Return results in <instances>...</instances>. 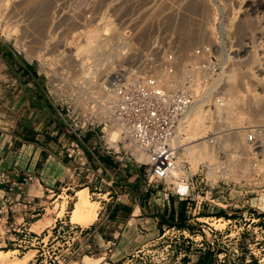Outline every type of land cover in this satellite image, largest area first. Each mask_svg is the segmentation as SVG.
<instances>
[{"label":"rangeland","instance_id":"obj_1","mask_svg":"<svg viewBox=\"0 0 264 264\" xmlns=\"http://www.w3.org/2000/svg\"><path fill=\"white\" fill-rule=\"evenodd\" d=\"M251 1L0 0V250L9 252L10 262L264 264V93L256 85L264 55L257 32L264 29L257 19L241 18ZM192 2L205 17L202 23L186 13ZM98 26L107 29L105 49L115 48L109 53L131 45L105 75L97 71L98 53L76 54ZM217 33L229 50L226 65L217 52ZM121 70L157 76L171 88L193 78L195 97L208 111L206 125L215 100L233 97L231 116L243 119L231 121L252 128L239 138L247 148L234 151L237 163L229 154L235 148L215 151L217 139L214 160L197 166L184 157L180 143L177 158L187 173L162 182L149 184L148 162L138 161L134 150L120 147L114 163L102 153L110 142L100 120L101 84ZM74 118L85 123L81 130ZM181 180L188 184L187 196L175 194ZM84 188L97 216L85 221L81 215L74 223L76 192Z\"/></svg>","mask_w":264,"mask_h":264},{"label":"built area","instance_id":"obj_2","mask_svg":"<svg viewBox=\"0 0 264 264\" xmlns=\"http://www.w3.org/2000/svg\"><path fill=\"white\" fill-rule=\"evenodd\" d=\"M101 85L100 105L104 111L100 120L108 127V140L111 132L118 137L114 144L105 146L102 153L112 160L116 152H121L120 147L145 154L149 159V184L178 178L176 159L181 146L175 139L181 121L197 100L193 92L197 84L193 78L182 87L171 88L155 77H136L121 70ZM72 121L76 130L85 125L77 118ZM247 140L257 144L254 134H249ZM179 184L186 188L176 187L175 194L187 196L188 184L183 180Z\"/></svg>","mask_w":264,"mask_h":264},{"label":"bare ground","instance_id":"obj_3","mask_svg":"<svg viewBox=\"0 0 264 264\" xmlns=\"http://www.w3.org/2000/svg\"><path fill=\"white\" fill-rule=\"evenodd\" d=\"M211 3H212V1H211ZM35 4L37 5V3H34L33 5L35 6ZM190 4L191 5L189 6L188 12H186V13H190L192 15L194 14L196 16L195 19L201 22V17L202 18H205V17L201 16V14H202L201 13V9L199 11L196 8V4L193 3V2L190 3ZM203 5H204V3H203ZM211 6L214 8L215 7V4L212 3ZM35 7H37V6H35ZM201 7H202V5H201ZM243 7H245V8H243ZM243 7H242L243 8V13L241 14V18L242 19H246V18L250 17V18L257 19V21H260L261 22V26H262L261 28L264 29V0H253L250 3L245 4V6H243ZM195 8L198 11H195L194 10ZM198 8H200V7H198ZM214 10L216 11V7L214 8ZM35 11H36V9H35ZM207 11H209V9H207ZM211 16H212V14H211ZM212 17L215 18V16H212ZM210 19H209V21H210ZM93 29L94 30L91 29V31H89V33L87 34L85 43L82 44V46H80V47L77 46L78 49H77V51L75 50L76 51V54H78L79 56H80V54H82L81 58H84V56H83L84 53H86V54L87 53H91L92 55L98 53V54L94 55L95 56V59H94V57L92 55H89L90 57H93V58H90L89 57L91 60L94 59L95 61L98 62L99 67L101 65V67L99 69H97L98 67H96V66L94 67V65L97 64V62H96L94 65H92L93 68H96L98 72L99 71H102V74H104L103 71L105 73H109L110 74L113 71V67H112L113 66V60L116 59V58H119L120 56H122L121 55V54H123L122 49L125 48V47H127L128 45L124 44L123 46L118 47V50H116V51L114 50V52L112 50L113 53L111 54V53H109L107 51L110 47H108L107 50L105 49L106 48L105 47V44L107 43L106 41H109L108 40V37L109 36L107 35V32H106L107 29L105 28V26L103 28H101V29H99V26L97 27V29H95V28H93ZM9 30L10 29H8V32L10 33ZM114 34H115V32H114ZM257 34L259 35L258 36V39H261V38L264 39V31L263 32H257ZM9 35H11V33ZM116 35H118V34H116ZM105 36H108V37L106 38ZM110 39H113L112 36H111ZM217 39H218L217 40V43H218L217 52H218V54H219V56H220L223 64L226 65L229 62L230 55H229V50H228V47H227V43L225 41V37H224L223 34H221V33L218 34L217 33ZM108 43H110V41ZM238 44H239L240 48L238 47V49L236 48V50L241 51V45H242V43H238ZM129 46H131V45H129ZM129 46L127 48H129V50H130L131 47H129ZM112 47H113V45L111 46L110 49H112ZM248 48H250V55H251V53H253V51H255V46L253 45V42L250 45V47L248 46ZM100 49H102V50L100 51ZM113 49H115V48L113 47ZM97 51H99V52H97ZM242 51H244V50H242ZM86 57H87V55L85 56V58ZM89 58L87 57L88 60H90ZM258 61H259V62H257L258 64L256 63L257 64V66H256V68H257L256 72H259V73H258V77H257V80L258 81L256 82V85H258V87L259 86L262 87V92L264 93V55H261L259 57V60ZM82 63H84L83 65H85L84 66L85 68H88L89 67V66H86L85 61L82 62ZM82 63L80 62V65H82ZM91 63H94V62L91 61ZM87 65H89V63ZM81 67H83V66H81ZM225 68H227V67H225ZM89 69L91 70L92 68L90 67V68H88V70ZM96 69H94V71H96ZM88 70H87V72H88ZM91 71H93V69ZM156 71H157V69H156ZM166 71L168 72V70H166ZM157 72H160V71L158 70ZM100 73H98V74H100ZM92 74H94V72ZM98 74H96L95 76H93V78L98 80ZM170 74H171V72H170ZM87 76H90V75L88 74ZM160 76H163V75H160ZM152 77H153V75H152ZM166 77H168V76H166ZM169 77L173 78L175 76H173V77L172 76H169ZM99 78H100V75H99ZM157 78L158 77L156 76V79ZM175 78H177V77H175ZM94 79L91 78V79H89V81H92L93 82ZM160 79H163L164 80L163 77L160 78ZM174 79H172V80H174ZM158 81H159V79H158ZM81 82L83 84V80ZM94 82H95V80H94ZM85 83H87V81ZM227 98H225V99L227 100ZM232 98L233 97H231V99ZM102 99H103V95H102ZM231 99H228L227 102L225 100L226 103H221L220 102V99L215 100V102H214L215 103V107H214L215 109L213 110V116L209 120L210 125H206V119L204 117V114H205V112H208V111H206L204 109H201L202 108L201 107V102H202L201 98H199V99L196 100L193 108L190 110V112L188 113V115L186 117H184V119L181 121V123H180V125L178 127V130H177V134H176V139L175 140H176L177 144H180V143L183 142V145H182L183 148H182V150L184 151V153H183L184 154V157H186L187 160H189L192 163H194L195 166H197L198 164H200L202 161H209V163L212 162L214 160V158H215V154H214L215 151L218 150V149H221L222 147H226V146H230V147H228L230 149H232V148H235L236 149V150L235 149L234 150L232 149L231 151H233V153L232 152L229 153V154H233L232 155L233 157H231V155H230V158H233L232 160L235 161V160L238 159L237 158L238 154L236 152H234V151H239V149L240 148H243V147L245 148V146H242V145L240 147L239 138H240V136H244L246 132H251V130L249 131V127L250 126L247 123H243L244 121L242 122V125H241V123L240 124L235 123L234 122L235 119L233 120V122L231 121L230 117H233L234 116V114H233V116H231V112L232 111L230 109V104H231L230 102L233 100V99L232 100ZM235 101H237V100H235ZM222 102H224V101H222ZM235 106H236V104H235ZM235 111H233V112H235ZM238 113H239V111H238ZM237 115H239V114H237ZM234 117H237V120L243 119V117L241 115H239V116H236L235 115ZM188 125H192V127L190 126L191 129L188 128L189 131H188V129H186L188 127ZM210 126L213 127V129L211 130L212 131V134L211 135H214V136H212V137H210V135L208 133L209 132V129H211V128H209ZM250 129H252V128L250 127ZM261 131L263 132L264 129L261 130ZM109 138H110L109 139V142L111 144H114L117 141V139H118L117 134L115 132H111L109 134ZM242 138H245V137H242ZM216 139L218 140V143H216L215 145H218L219 144V146L215 148V145L214 146H212V145H213L214 141H217ZM244 140H246V139H244ZM213 147L215 148V151L213 150ZM135 157H136V159H138V161H147V162L149 161L148 157L145 154H143V153H138L137 152V154L135 155ZM234 157H236L237 159H235ZM231 161H230V163H232V165L233 164L236 165L237 161H235L236 163L235 162H231ZM261 161L264 162V159L261 160ZM219 163H218V165H219ZM221 163H223V162H221ZM211 166H212V168H210V171L215 173L217 168H214L213 169V165H211ZM230 167H231V165H230ZM208 168H209V166H208ZM226 169H228V168H226ZM180 172H183L185 174L187 173L186 170H185L184 160H182V158L179 156L177 158V169L175 171V175L178 176V174ZM224 173H225V171H224ZM175 183H176V186L177 187L179 186L180 188H186V185H184V184H179V182H175ZM96 205L97 204L95 202L89 200L88 194H87V189L86 188L79 189L76 192V200L74 201V207H73V211H72L71 222H74V223L78 222L79 219H80L79 216H81V215L84 216L83 217L84 218L83 220H85V221H93L95 219V217L97 216V207H96ZM8 254H9L8 251L6 252V251H3V250H0V264H25V262H26V259L25 258H23V259L22 258H19V259H16V260L10 262L9 259H8Z\"/></svg>","mask_w":264,"mask_h":264},{"label":"trees","instance_id":"obj_4","mask_svg":"<svg viewBox=\"0 0 264 264\" xmlns=\"http://www.w3.org/2000/svg\"><path fill=\"white\" fill-rule=\"evenodd\" d=\"M101 161H102V162H105L106 160H105L104 158H101Z\"/></svg>","mask_w":264,"mask_h":264}]
</instances>
